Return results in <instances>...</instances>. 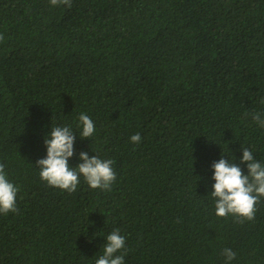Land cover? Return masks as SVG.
Instances as JSON below:
<instances>
[{
    "label": "trees",
    "instance_id": "trees-1",
    "mask_svg": "<svg viewBox=\"0 0 264 264\" xmlns=\"http://www.w3.org/2000/svg\"><path fill=\"white\" fill-rule=\"evenodd\" d=\"M0 34V164L19 187L0 264H95L115 229L124 264H226L225 248L264 264V197L240 223L211 195L219 159L264 164V0H0ZM57 126L76 135L71 167L113 161L111 190L41 180Z\"/></svg>",
    "mask_w": 264,
    "mask_h": 264
},
{
    "label": "clouds",
    "instance_id": "clouds-1",
    "mask_svg": "<svg viewBox=\"0 0 264 264\" xmlns=\"http://www.w3.org/2000/svg\"><path fill=\"white\" fill-rule=\"evenodd\" d=\"M53 6L66 5L72 7V0H50ZM4 39L0 34V41ZM264 103V100L261 101ZM252 119L260 127L264 128V114L256 112ZM82 130L81 139L90 138L95 132L93 120L84 113L79 115V124ZM44 137L46 145V158L39 159L36 165L40 169L41 180L47 182L50 187L59 188L69 193L75 192L82 176L84 181L92 189L111 190L116 180L112 160L101 159L94 155L89 157L88 153H79V163L76 167L69 165V159L74 155V142L76 135L69 126L51 127L50 133ZM45 135V136H46ZM139 133L133 134L130 141L134 144L141 142ZM241 163H246L247 174L245 175L239 165L224 158L212 164L214 174L212 179V197L215 199V214L218 217L232 215L238 222L252 221L257 211L256 204L264 197V164L254 159L253 152L242 148ZM19 187L11 182L5 172V165L0 164V214L18 212L17 194ZM125 236L120 234L119 229L111 231L106 236L103 245V254L96 259L95 264H124V255L117 253L125 248ZM222 255L226 258V264L235 259L236 253L230 248H225Z\"/></svg>",
    "mask_w": 264,
    "mask_h": 264
}]
</instances>
